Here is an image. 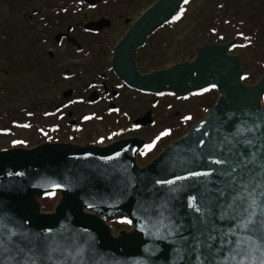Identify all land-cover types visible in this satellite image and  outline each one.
<instances>
[{
	"label": "water",
	"instance_id": "obj_1",
	"mask_svg": "<svg viewBox=\"0 0 264 264\" xmlns=\"http://www.w3.org/2000/svg\"><path fill=\"white\" fill-rule=\"evenodd\" d=\"M102 1L86 0L93 6ZM183 5V0H157L151 5L116 46L113 65L129 86L142 92L185 96L215 84L219 98L209 114L143 169L135 163L141 147L138 140L121 142L107 151H59L47 145L1 151L0 224L4 227L0 232L5 236L10 230L37 236L52 229L53 235L75 237L85 247L86 264H172L174 245L155 239V210L165 197V189L155 181L205 170L195 162L187 163L193 151H203L197 146L200 139L207 144L216 140L218 128L228 131L241 119L264 118V76L253 86L243 82L241 58L230 54L235 43L207 44L197 50L192 61L145 76L137 72L136 52L169 24ZM108 26V20L102 19L89 23L86 30L97 33ZM55 191H61L64 198L54 213H44L38 199ZM194 191L176 195L183 202L188 192ZM89 203L95 214L85 211ZM176 207L183 216L182 203ZM114 216L131 220L135 230L113 236L108 222ZM13 239L27 246L20 236Z\"/></svg>",
	"mask_w": 264,
	"mask_h": 264
},
{
	"label": "flooded vegetation",
	"instance_id": "obj_2",
	"mask_svg": "<svg viewBox=\"0 0 264 264\" xmlns=\"http://www.w3.org/2000/svg\"><path fill=\"white\" fill-rule=\"evenodd\" d=\"M149 3L103 0L93 6L86 0H0V140L6 142L0 152L44 145L59 151H107L121 142L138 140L141 147L135 163L143 169L207 116L219 98L216 88L185 96L142 92L129 86L115 70L116 46ZM122 7L129 17L123 26L119 23V38L113 42L106 35L117 33L116 13ZM106 8L109 13L102 12L94 20L77 21L88 10ZM102 19L108 20V27L97 33L86 30L89 23ZM159 31L135 54L141 76L166 69L148 71L142 66L143 55L153 51L148 41ZM97 38L103 42L99 47ZM162 48L160 45L157 54L150 55L149 65L166 57ZM239 48L236 45L233 55ZM186 116L192 120L186 121ZM16 129L24 134H12ZM165 130H171V135L161 137L151 152L141 155ZM63 198L61 191L41 198L50 202L43 204V211L54 213ZM85 211L95 214L93 208ZM112 221L108 222L110 229L115 226Z\"/></svg>",
	"mask_w": 264,
	"mask_h": 264
},
{
	"label": "snow or ice",
	"instance_id": "obj_3",
	"mask_svg": "<svg viewBox=\"0 0 264 264\" xmlns=\"http://www.w3.org/2000/svg\"><path fill=\"white\" fill-rule=\"evenodd\" d=\"M183 3L188 5L190 0ZM184 13L181 8L173 22ZM214 88L215 84L204 91ZM185 120L192 117L186 116ZM217 132L215 141L206 144L200 139L197 146L203 151H193L192 159L187 161L205 170H189L172 179L155 181L165 189V197L155 210V239L174 245L172 264H264V118L241 119L231 130L218 128ZM168 135L171 130L162 132L141 155L146 156L161 137ZM189 189L196 191L188 192L181 202L176 194ZM177 203L185 209L183 216L178 213ZM87 207L94 205L89 203ZM121 222L132 223L127 219ZM17 236L27 242L26 247L14 241ZM84 257L85 247L75 237L53 235L52 229L37 236L15 230L6 236L0 232V264H86Z\"/></svg>",
	"mask_w": 264,
	"mask_h": 264
},
{
	"label": "rangeland",
	"instance_id": "obj_4",
	"mask_svg": "<svg viewBox=\"0 0 264 264\" xmlns=\"http://www.w3.org/2000/svg\"><path fill=\"white\" fill-rule=\"evenodd\" d=\"M156 1L157 0H149V2H152V4L155 3ZM208 4H209L208 0H190V3L185 7V13L183 17L179 21H176L175 23L169 24L168 26L164 27L162 31H159L157 34L154 35V37H152L148 41V43H151V45H153L152 46L153 51L151 52L148 51L149 52V53L147 52L148 54L146 53V55L145 54L143 55L144 56L143 63H145L146 65L142 64V66L143 67L147 66L148 71H152V70L160 69L159 67L161 66H163V68H170L176 64L192 61L196 57L197 49L199 46L195 48L196 53L195 55H193V57L189 53V49L192 48L194 44L198 42V39H201L202 36L204 35L207 36V39L209 40L212 38L211 33L213 31L212 29L214 28H211L210 25H208V21H210L209 20L210 16L208 15L209 10H207ZM102 12L109 13V10L108 8L102 10H94V11L88 10L87 12H85L86 14H83L81 19H77V21L80 20L81 23H84L91 19L94 20ZM116 16L118 18L117 19L118 21H116L117 23L116 27H118L117 33L106 35V38L111 39L113 42L114 40H117L119 38L118 37V34L120 33L119 23L121 26H123V22L125 18L129 17V15L125 13L124 7H122V9L119 10L118 13H116ZM96 40L97 41H95V45H97L96 47H99L101 45L100 43L103 42L98 38ZM160 45L163 47L162 49H164V52H166V57L164 59L158 60L159 62H157L155 66L154 65L151 66L148 64L150 55H153L152 53L157 54L156 49ZM239 50H236V52L238 53L236 52L235 53L237 54V56L241 57L242 68L245 77H247V79H250V77L251 79H260L261 77H259L258 74L257 64L255 62H252L248 66L247 60H243L242 55L241 56L239 55L240 52ZM170 63L173 64H171L170 66ZM12 134H15L17 137H20V135L24 133L21 132V130L16 129L12 131ZM12 137L13 135H11L10 137L11 141H12ZM4 140L5 138H2V140H0V146L5 145L6 142L4 143ZM8 140L9 138L7 139V142H9ZM40 200L41 198L38 199V201L43 211V204L50 205V202L49 201L45 202L44 200L43 201ZM43 212L52 213L51 211L50 212L43 211ZM112 220L115 226L114 228L111 229V232L115 237L122 236L123 231H126L127 233H131L135 230L132 229L129 225H126L125 223L121 222L122 220H125V217L123 216L113 217Z\"/></svg>",
	"mask_w": 264,
	"mask_h": 264
},
{
	"label": "trees",
	"instance_id": "obj_5",
	"mask_svg": "<svg viewBox=\"0 0 264 264\" xmlns=\"http://www.w3.org/2000/svg\"><path fill=\"white\" fill-rule=\"evenodd\" d=\"M208 1L207 10H209L208 15L210 16L208 25L217 29L219 33L214 34L212 31L210 40L205 35L198 39V42L189 49L191 56L195 55L196 47L199 46V49L206 43L222 45L235 42L237 47H240L239 55H242L243 60H247L248 66L250 63L255 62L259 77H262L264 75V0ZM149 4H152V2ZM186 6L183 8L185 9ZM241 33H243V36H241ZM245 37H250L251 40L249 41ZM171 64L173 63H170V66ZM244 81L247 85L252 86L259 79H251L250 77V79Z\"/></svg>",
	"mask_w": 264,
	"mask_h": 264
}]
</instances>
